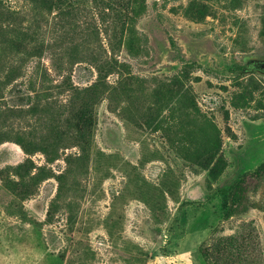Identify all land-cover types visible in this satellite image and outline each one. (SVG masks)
Instances as JSON below:
<instances>
[{
    "label": "rangeland",
    "instance_id": "374dc122",
    "mask_svg": "<svg viewBox=\"0 0 264 264\" xmlns=\"http://www.w3.org/2000/svg\"><path fill=\"white\" fill-rule=\"evenodd\" d=\"M263 59L264 0H0V130L49 148L0 141V264H264V181L222 194L264 161Z\"/></svg>",
    "mask_w": 264,
    "mask_h": 264
},
{
    "label": "trees",
    "instance_id": "16d2710c",
    "mask_svg": "<svg viewBox=\"0 0 264 264\" xmlns=\"http://www.w3.org/2000/svg\"><path fill=\"white\" fill-rule=\"evenodd\" d=\"M173 46H176V42L174 39H172ZM182 60H185L182 58ZM194 64L190 62H184L183 67V74H179L176 76V81L178 83H184L185 80L188 79L189 74L191 73V69L193 68ZM259 67L264 72V59L259 60ZM29 99H32L35 97L33 94L28 95ZM36 98H38V103L40 100V94L36 95ZM90 104H83L80 106L79 110L77 111L75 115V122L72 124L73 128L77 132V136H75L78 144L80 147H82L84 150H87V145L89 144V137H90V130L92 126L94 125V113L89 106ZM2 111V109L0 108ZM4 112V111H3ZM2 113H0V116ZM1 133H3V137L0 138V141H6V140H15L17 141L22 148L29 154H33L38 150H43L49 155V148L48 146H42L40 148V144H33L31 140L27 139L23 134H18L17 138L13 139L11 134H8L5 131L0 130ZM49 158V157H48ZM206 167H209L211 169V172L213 173V158L210 157L209 160H207ZM34 162H32L31 158H27L24 162L19 163L14 167V171L16 175H19L21 171L25 168H27V173L29 172V178L33 181V184H36L38 178L41 179V171L38 173L32 174V168L34 165H32ZM26 175H23L25 177ZM62 175H60L61 177ZM264 181V161L257 166L255 169L248 170L245 173L241 174L235 183L227 190H224L222 194L225 196L226 200L230 202L233 211L236 212H247L250 210V192L255 189L261 182ZM75 200L72 198L68 200L65 203V207L73 210L74 209ZM54 207H56V203H52L49 211H48V219L51 221L54 219Z\"/></svg>",
    "mask_w": 264,
    "mask_h": 264
},
{
    "label": "flooded vegetation",
    "instance_id": "af4514ba",
    "mask_svg": "<svg viewBox=\"0 0 264 264\" xmlns=\"http://www.w3.org/2000/svg\"><path fill=\"white\" fill-rule=\"evenodd\" d=\"M258 61V63H259V60H256V62Z\"/></svg>",
    "mask_w": 264,
    "mask_h": 264
}]
</instances>
